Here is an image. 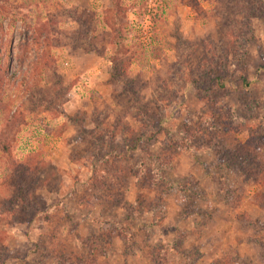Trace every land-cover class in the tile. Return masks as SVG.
<instances>
[{
    "label": "rangeland",
    "instance_id": "374dc122",
    "mask_svg": "<svg viewBox=\"0 0 264 264\" xmlns=\"http://www.w3.org/2000/svg\"><path fill=\"white\" fill-rule=\"evenodd\" d=\"M237 1L0 0V264H264V185L223 165L232 150L264 161V18L240 65L228 31L239 32ZM37 24L52 26L39 50L48 64L23 74ZM225 54L250 85L208 103L190 78ZM185 124L193 152L173 142ZM18 190L24 200L1 208Z\"/></svg>",
    "mask_w": 264,
    "mask_h": 264
},
{
    "label": "trees",
    "instance_id": "16d2710c",
    "mask_svg": "<svg viewBox=\"0 0 264 264\" xmlns=\"http://www.w3.org/2000/svg\"><path fill=\"white\" fill-rule=\"evenodd\" d=\"M230 8L233 14H238V15L241 14L240 19L235 20V23L239 24V32H237L235 35L231 29L228 30L230 33L229 36L231 38L233 37L232 40H233V45H234V48L230 51V53L233 59L238 61L240 65H243L244 59L247 56L249 45L253 42V39H254L252 20L253 18H256V17L264 18V0H238L236 4H232ZM44 31L46 32L44 34L45 37H42L41 35L44 33ZM51 31H53L52 26L47 27V26H43L42 24L36 25L35 30L32 34V43L34 44V50H35L34 58L26 64V69L23 74L27 72H34L37 69H40V70L46 69L45 67L48 64L47 54L43 52L44 50H41V51L39 50H40V45L43 42L45 41L49 42L51 40V38L45 39L50 36ZM0 45H1V42H0ZM8 47H6L5 49L6 53L9 51ZM3 53L4 51H1V47H0V56ZM227 55L228 54L216 55V57L208 58L207 59L208 65H204V67H202L203 72L201 73V75L190 78V81L194 84L197 92L200 90L203 91L204 95L208 99V103L213 100L214 95H219L222 92L228 91L229 89H233V88H237V90L239 91L241 90L244 91V89L249 87L250 85L248 79L246 78L245 75H243V73L240 74L238 77H234V78L232 77L229 71L231 61L228 60ZM23 63H24V60L20 57L19 67H21ZM7 70H8L7 68L0 66V109L3 107L2 93L5 92V89L7 88V85H8V80L10 79L9 75H7L8 73ZM111 76L117 78L122 84H124V86H126L127 94L134 97V98L131 97V99L134 102V104L138 106L139 101L137 100V97H136L138 95L135 94L134 85L131 84L134 82H132V80H128L125 77L124 71L121 72L120 69H118L117 67H114V65L112 66ZM189 76H191V74H189ZM238 101L241 102V99L238 98ZM243 104L244 106H246L245 103ZM137 112L138 114L141 115V117L146 116L142 108H139ZM235 115H236V112L228 113V118H229L228 120H234L236 122L239 121L238 119L239 117L237 118L236 117L237 115L236 116ZM7 118L9 120V118L11 119V116H8ZM211 118L212 117H206L204 119V125H208L209 127H211L214 130V132L220 131V129H218V126L221 125L222 121H218L217 124H212L215 122L214 120L211 121ZM220 119L221 118H219L218 120ZM145 120L147 122H152L153 118L149 116ZM238 123L240 122H237V124ZM173 142L176 145L177 150L193 152V150L197 147H195V144L193 143L194 142V132L192 130L191 124H185L184 130L180 132L177 138L173 139ZM211 143L213 142L209 140L206 146L214 150L215 145H211ZM137 146L138 145L136 141L128 142L127 148L123 149L122 158H124L125 155H127L128 151L137 149ZM2 149H4V147H2ZM225 155L226 157L224 159V164H223L225 167L231 168L232 165H236L238 166L239 170L248 178L258 176L259 180L261 181L260 183L264 185V164H263L264 161H261V163L258 165H257L258 161L252 160V159L244 162L242 160L241 154H239L238 152L234 150L226 151ZM145 157H146L145 159H150L157 166L155 170L159 171V169L162 167L159 164V161L154 159L152 154L148 153V151L145 152ZM137 166L138 167L140 166L139 170H140L141 176L146 172V168L148 169V167L146 166L144 162H139ZM138 180L139 179L136 178L135 182H138ZM166 182L171 184V182L168 180ZM176 186H177V189L181 192V197H180L181 199L185 200L189 197L190 194H192V191L187 183L177 184ZM28 187L30 186L28 185ZM173 187H175V185ZM170 188L172 189V187ZM24 195L25 194H23V191L18 190L16 195L13 197V199H10V200L8 199V201L4 202L1 208L5 207L7 203L11 204L13 202H17L18 200H21V201L24 200ZM197 195L198 193H194L195 197ZM132 214L133 213L127 211L126 217L129 219L132 217ZM155 225H156L155 222H149V224L145 226V229L151 228ZM122 232L126 234L125 231H122ZM168 247L167 246L161 247L162 250L160 251L161 252L160 254L162 255V258L166 257L165 252L166 250H168Z\"/></svg>",
    "mask_w": 264,
    "mask_h": 264
}]
</instances>
